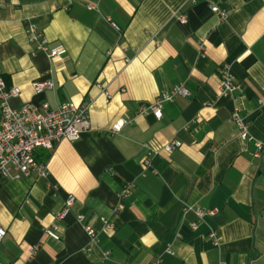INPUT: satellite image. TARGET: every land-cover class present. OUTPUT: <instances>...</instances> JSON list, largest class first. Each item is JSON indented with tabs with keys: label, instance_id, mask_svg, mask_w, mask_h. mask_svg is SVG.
Wrapping results in <instances>:
<instances>
[{
	"label": "crops",
	"instance_id": "0c3cea01",
	"mask_svg": "<svg viewBox=\"0 0 264 264\" xmlns=\"http://www.w3.org/2000/svg\"><path fill=\"white\" fill-rule=\"evenodd\" d=\"M31 27L65 52H43ZM0 77L20 88L14 108L91 102L93 128L56 146L47 176L0 177V264H264V150L254 156L228 120L238 107L264 142V0H0ZM41 79L53 88L37 93ZM178 83L191 92L166 100L161 118L139 112ZM172 139L181 146L165 150ZM70 194L52 238L44 229ZM85 225L99 235L89 250Z\"/></svg>",
	"mask_w": 264,
	"mask_h": 264
},
{
	"label": "built area",
	"instance_id": "2783aa9c",
	"mask_svg": "<svg viewBox=\"0 0 264 264\" xmlns=\"http://www.w3.org/2000/svg\"><path fill=\"white\" fill-rule=\"evenodd\" d=\"M212 9L218 11L217 6H212ZM225 17V13H221ZM114 26L116 23L112 22ZM31 39L38 43V47L50 57L61 55L65 52L61 46L49 48L47 40L42 37L34 27L30 28ZM54 83L51 79H41L34 82V89L37 93H41L46 89H52ZM238 84L235 77L228 66L222 69L220 78V94L223 96L233 95L237 90ZM20 88L15 85L10 88L6 87L5 80L0 77V177L4 179H16L20 177H45L49 174V159L52 151L63 140L74 141L79 139L83 134L93 131L90 121V105L91 102L77 103L72 100H64L52 107L47 100L41 103L29 102L23 104L19 108H14L9 104V98L18 95ZM190 89L185 83H178L162 91L152 103L148 106L141 107L140 113L151 112L155 117H162V108L166 100H170L176 95H189ZM107 97L110 94L106 92ZM261 103L263 99L259 100ZM228 120L235 123L239 128V137L243 141H253L255 150L252 152L254 156H260L264 150V142L255 139L249 133V123L246 118L240 113L238 107H234ZM125 120L121 119L112 125L111 131H120ZM181 141L172 139L167 141L164 149L171 151L181 146ZM159 150H150L145 159L147 167L152 165V157ZM155 171V170H154ZM134 189L132 181H127L121 192L122 199L127 197ZM75 202V196L70 194L64 201L62 206L54 212L53 222L45 227V233L55 239L60 238L58 231V221L63 219L72 209ZM194 209L191 206L186 207V210ZM196 213L203 217L205 215H214L216 210L195 208ZM78 220L84 221V215L79 214ZM104 228L111 230L113 225L106 218H102ZM198 224L192 223V228L196 229ZM87 234L90 237V243L87 250L99 241V235L95 228L91 225H85ZM6 228L0 223V243L6 235ZM32 253H36L37 246L31 248ZM166 252L172 253L173 250L168 245ZM135 264V263H125ZM154 264H160L156 261ZM219 264H228L225 260H221Z\"/></svg>",
	"mask_w": 264,
	"mask_h": 264
}]
</instances>
